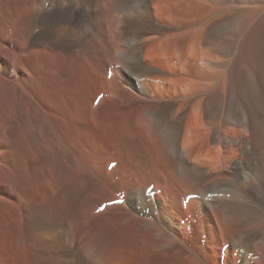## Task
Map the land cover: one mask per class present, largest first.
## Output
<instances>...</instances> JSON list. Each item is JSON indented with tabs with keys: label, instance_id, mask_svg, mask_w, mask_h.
Here are the masks:
<instances>
[{
	"label": "bare ground",
	"instance_id": "6f19581e",
	"mask_svg": "<svg viewBox=\"0 0 264 264\" xmlns=\"http://www.w3.org/2000/svg\"><path fill=\"white\" fill-rule=\"evenodd\" d=\"M36 1L0 0L1 86L17 81L12 62L29 70L34 52L11 51L8 28ZM90 3L102 57L70 111L93 202L78 225L46 230L0 112V264H264V0ZM47 21L62 34L71 20Z\"/></svg>",
	"mask_w": 264,
	"mask_h": 264
},
{
	"label": "rangeland",
	"instance_id": "374dc122",
	"mask_svg": "<svg viewBox=\"0 0 264 264\" xmlns=\"http://www.w3.org/2000/svg\"><path fill=\"white\" fill-rule=\"evenodd\" d=\"M38 1L33 2L35 7L33 3L28 6L29 9L26 7L27 10L20 13L22 16L19 14L8 28V36L10 39L12 36V40L7 46L11 51L14 49L20 56L34 53L27 64L28 67L26 66L29 70L24 71L23 78L16 73L17 62L11 63V72L15 76L10 80L17 81L11 82L10 86L0 85V112L12 117L3 121L6 124L10 118L8 121L13 122L10 124V133L13 135L11 143L22 150L26 157L29 169L27 197L29 196L32 209H38V214L45 221L43 222L46 230H49L57 229L60 221L68 220L78 225L81 212L89 207L94 199L91 191L90 162L81 142L82 135L73 127L70 110L77 95L78 76L87 66L101 62L97 37L102 33L98 29L103 17L101 18L99 10L93 11L90 0ZM69 14L74 17L71 18L73 15ZM21 18H38L39 21L23 26L25 19ZM17 20L22 22V25ZM47 20L71 21L64 26L65 32L59 34L58 27H55V31L54 23ZM109 20H119L118 12L114 13V17L112 14ZM18 27L19 37L15 35ZM45 31L50 32L48 38L43 36ZM39 50L44 51L39 53ZM4 60L5 58L0 56V67ZM34 103H38V111L35 110L37 106ZM116 106L117 104L111 101L107 108L114 110ZM86 123V118L76 120L77 127L82 125L86 128ZM87 212L83 214V219L98 215L97 210L90 209ZM49 240L50 236L49 239L46 237V243ZM66 242L65 249L77 246V241L71 244ZM47 250L46 257L49 259L54 252L48 250L47 253Z\"/></svg>",
	"mask_w": 264,
	"mask_h": 264
}]
</instances>
